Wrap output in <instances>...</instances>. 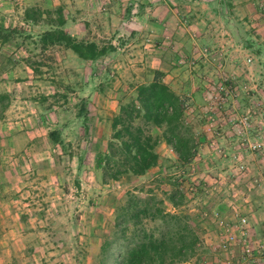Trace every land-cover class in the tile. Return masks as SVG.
<instances>
[{
    "label": "rangeland",
    "instance_id": "obj_1",
    "mask_svg": "<svg viewBox=\"0 0 264 264\" xmlns=\"http://www.w3.org/2000/svg\"><path fill=\"white\" fill-rule=\"evenodd\" d=\"M30 9H60L68 34L115 50L80 61L42 49L52 26L26 21ZM0 26L11 31L0 39V264H114L132 233L114 227L130 195L189 217L196 254L175 264H264V0H0ZM156 72L186 102L196 154L179 163L148 127L157 164L105 178L94 162L111 121Z\"/></svg>",
    "mask_w": 264,
    "mask_h": 264
},
{
    "label": "trees",
    "instance_id": "obj_2",
    "mask_svg": "<svg viewBox=\"0 0 264 264\" xmlns=\"http://www.w3.org/2000/svg\"><path fill=\"white\" fill-rule=\"evenodd\" d=\"M36 12L26 10L25 20L36 23L47 15V22L52 26L37 41L42 49L61 46L80 61H95L115 50L112 45L99 46L68 34L64 30L66 21L60 9L54 14ZM10 32L0 28L2 42L11 38ZM9 102L8 95L0 94V120ZM82 104V110H85V101ZM186 113L185 100L163 83L159 72H156L150 83L136 87L135 99L122 105L113 117V133L107 153L96 155L95 168L102 170L105 178L114 181L125 174L144 175L157 164L158 159L155 154L158 138L150 134L148 127L161 130L162 140L179 163H189L196 154L197 141ZM88 129L86 125L84 132ZM48 139L60 147L64 144L57 130L49 131ZM168 200L177 208L183 204L184 194L173 190ZM159 204L153 196L128 197L119 209L114 227L118 230L116 235L122 238L129 229L132 233L124 250L114 258V264H175L188 262L195 256L199 239L189 224V217L168 213ZM145 222L152 223L153 228L147 229Z\"/></svg>",
    "mask_w": 264,
    "mask_h": 264
},
{
    "label": "crops",
    "instance_id": "obj_3",
    "mask_svg": "<svg viewBox=\"0 0 264 264\" xmlns=\"http://www.w3.org/2000/svg\"><path fill=\"white\" fill-rule=\"evenodd\" d=\"M10 140H12V139H9V141ZM14 140H16V139H14ZM13 140V141H14ZM36 141V140H35ZM20 144L21 146H27V145H30V146H32L33 145V143L32 142H29V141H27V140H21V141H19V142H15V143H12L13 145H16V144ZM9 145H10V143H9ZM29 146V147H30Z\"/></svg>",
    "mask_w": 264,
    "mask_h": 264
}]
</instances>
